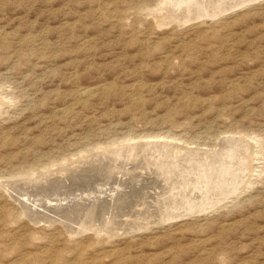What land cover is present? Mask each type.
Listing matches in <instances>:
<instances>
[{"label":"rangeland","instance_id":"obj_1","mask_svg":"<svg viewBox=\"0 0 264 264\" xmlns=\"http://www.w3.org/2000/svg\"><path fill=\"white\" fill-rule=\"evenodd\" d=\"M192 2L0 0V264H264V0Z\"/></svg>","mask_w":264,"mask_h":264},{"label":"bare ground","instance_id":"obj_2","mask_svg":"<svg viewBox=\"0 0 264 264\" xmlns=\"http://www.w3.org/2000/svg\"><path fill=\"white\" fill-rule=\"evenodd\" d=\"M193 1V0H192ZM200 2H202V0H199ZM209 1H216V0H209ZM217 1H219V5H226L224 2H222L223 0H217ZM232 1V0H231ZM240 1H242V2H240ZM240 1H235V3H231V5H230V7H226V6H223L222 8H216L214 11H212V12H210V11H208L206 14L204 13V11L202 12L201 10H200V8H199V5H197V4H195L196 2H192V3H190V5L189 6H187V7H189V9H187V11L185 12H183V20L184 21H179V23L181 22V23H184V22H187V21H189V20H191V18L192 17H194L195 18V16H197V15H199V14H202V16H209L210 17V15L209 14H211V17H214L215 15H218V14H222L223 12H225V11H227L228 10V8H229V10L231 9V8H233V7H239V6H242V5H244V4H246L247 2H251V1H254V0H240ZM184 2H186V1H184ZM188 2V1H187ZM180 4V3H179ZM230 4V3H229ZM186 5V4H185ZM180 6V5H179ZM165 7H169V6H165ZM243 7V6H242ZM164 8V7H163ZM235 9V8H234ZM162 10H164V9H162ZM199 10H200V12H199ZM168 12V11H167ZM177 14V13H176ZM178 15V14H177ZM176 15V17L177 18H179L178 16ZM200 17H201V15H200ZM193 19V18H192ZM207 19H209V18H207ZM167 23V22H166ZM161 140V139H160ZM227 140V139H226ZM229 140V139H228ZM235 139H233V141H234ZM230 141V140H229ZM155 142V141H154ZM157 142V141H156ZM239 142V141H238ZM145 143V142H144ZM165 143V144H164ZM231 143V142H230ZM133 144V143H132ZM136 144V143H135ZM143 144V143H142ZM141 143H140V146L142 145ZM148 145H149V147L150 146H156V145H158V144H160V145H162V146H164V145H167L166 144V142H160V143H151V141H150V143L148 142L147 143ZM127 145H130V144H127ZM145 145V144H144ZM172 145V144H171ZM229 145V144H228ZM125 146V145H124ZM137 146H138V144H137ZM233 146V145H232ZM133 147V146H132ZM142 147V146H141ZM161 147V146H160ZM168 147V146H167ZM174 147H176V146H174ZM152 148H154V147H152ZM226 148H228V147H226ZM236 148V147H235ZM239 148V147H238ZM243 148V147H242ZM135 149V148H134ZM159 149V148H158ZM183 149V148H182ZM133 150V149H132ZM164 150V149H163ZM167 150H171V149H167ZM183 150H185V149H183ZM164 151H166V150H164ZM172 151V150H171ZM186 151V150H185ZM204 151V150H203ZM237 151V150H236ZM128 152V151H127ZM148 152V151H147ZM167 152V151H166ZM177 152V151H176ZM175 152V153H176ZM202 152V151H201ZM200 152V153H201ZM212 152V151H211ZM218 152V151H217ZM226 152V151H225ZM149 153V152H148ZM147 153V154H148ZM164 153V152H163ZM168 153H169V151H168ZM181 153V152H180ZM195 153V152H194ZM199 153V152H198ZM209 152H207V154H208ZM213 153V152H212ZM216 153V152H215ZM214 153V155H216ZM236 153V152H235ZM179 154V153H178ZM204 154V153H203ZM203 154H200V156L201 155H203ZM156 155V154H155ZM154 154L152 155V156H155ZM175 155V154H174ZM176 155H177V153H176ZM210 155V154H209ZM212 155V154H211ZM238 155H240V154H238ZM127 156V155H126ZM208 155H206V157H207ZM177 157V156H176ZM184 157V156H183ZM203 157H205V155H203ZM211 157V156H210ZM217 157V156H216ZM126 158V157H125ZM169 158H171V157H169ZM180 158H181V156H180ZM180 158H179V161H180ZM202 158V157H201ZM158 159V158H157ZM156 159V160H157ZM172 159V158H171ZM205 159V158H204ZM213 159V158H212ZM150 160V159H149ZM182 160V159H181ZM206 160V159H205ZM217 160V159H216ZM216 160H214V161H216ZM230 160V159H229ZM176 161L178 162V160L176 159ZM175 161V162H176ZM204 161V160H203ZM232 161V160H231ZM174 162V161H173ZM181 162V161H180ZM185 162V161H184ZM194 162H196V160L194 161ZM193 162V163H194ZM210 162V161H209ZM208 162V163H209ZM191 163V162H190ZM205 163V162H204ZM207 163V164H208ZM217 163V162H216ZM226 164V163H225ZM228 164H229V162H228ZM232 165V164H231ZM237 165V164H236ZM228 166V165H227ZM230 166V165H229ZM196 167V166H195ZM240 167V166H239ZM238 167V168H239ZM200 168V167H199ZM199 168H197V169H199ZM219 168V167H218ZM214 168H212V170H213ZM227 169V168H226ZM230 169V168H229ZM240 169V168H239ZM200 170V169H199ZM201 170H202V168H201ZM221 170V169H220ZM225 170V169H224ZM221 171H223V170H221ZM232 171V170H231ZM200 172H203V171H200ZM226 172H228V171H226ZM236 172H237V170H236ZM199 173V172H198ZM205 173H207V172H205ZM212 173V172H211ZM213 173H215L216 174V171L215 172H213ZM230 173V172H229ZM201 174V173H200ZM204 174V173H203ZM231 175H232V173H230ZM207 175V174H206ZM212 175V174H211ZM217 175V174H216ZM227 175V174H226ZM226 175H224V177L226 176ZM236 175V174H235ZM197 176V175H196ZM205 176V175H204ZM221 177H223V175H220ZM241 176V175H240ZM214 177V176H213ZM230 176H228L227 178H229ZM208 178V177H207ZM210 178V177H209ZM226 178V179H227ZM205 179V178H204ZM214 179V178H213ZM225 179V178H224ZM224 179H222V180H224ZM236 179H237V177H236ZM199 180V179H198ZM215 182H216V180H215ZM229 182V181H228ZM204 183V182H203ZM240 184V183H239ZM238 184V185H239ZM202 185V184H201ZM217 185V184H216ZM196 186H197V184H196ZM208 186V185H207ZM206 186V187H207ZM211 186H212V184H211ZM185 187V186H184ZM188 187V186H187ZM191 187V186H190ZM198 187H199V185H198ZM219 187V186H218ZM230 187V186H229ZM237 187V186H236ZM193 188V187H192ZM210 188V187H209ZM220 188V187H219ZM224 188V187H223ZM228 188V187H227ZM185 189V188H184ZM194 189H196V188H194ZM239 189V188H238ZM215 190V189H214ZM224 190V189H223ZM195 191V190H194ZM199 191V190H198ZM201 191V190H200ZM225 191V190H224ZM232 191V190H231ZM202 192V191H201ZM212 192V191H211ZM214 192V191H213ZM223 192V191H222ZM230 192V191H229ZM187 193V192H186ZM207 193H209V192H207ZM225 193V192H224ZM182 194H184V193H182ZM192 194H194V193H192ZM203 194H206V193H203ZM223 194V193H222ZM228 194V193H227ZM233 194V193H232ZM195 195V194H194ZM190 196V195H189ZM191 197V196H190ZM201 197V196H200ZM195 198V197H194ZM198 198V197H197ZM211 198V197H210ZM223 198H224V196H223ZM193 199V198H192ZM219 199V198H218ZM195 200H197V199H195ZM202 200H203V198H202ZM201 200V201H202ZM186 201V200H185ZM215 201V200H214ZM220 201H222L221 199H220ZM177 203V202H176ZM192 203V202H191ZM207 203H209V202H207ZM167 204V203H166ZM192 205V204H191ZM202 205H204V204H202ZM202 205H201V208H202ZM187 206V205H186ZM198 206H200V203H199V205ZM190 207V206H189ZM188 206H187V209L189 208ZM207 207H209V205L207 206ZM159 208V207H158ZM191 208V207H190ZM169 209V208H168ZM174 209V208H173ZM178 209V208H177ZM181 209H183V208H181ZM151 210V209H150ZM171 210V209H170ZM196 210V209H195ZM199 210H200V208H199ZM163 211V210H162ZM189 211V210H188ZM188 211H186V212H178V213H176L177 211H175V218H173V219H179V218H182V217H184V216H190L189 214H192V213H194L193 211L192 212H188ZM163 212H165V211H163ZM156 214V213H155ZM163 214V213H162ZM174 214V213H173ZM157 216V215H156ZM163 217H165L164 215H162ZM167 217V216H166ZM161 218V217H160ZM172 219V220H173ZM162 220V219H161ZM171 220V221H172ZM168 221H170V220H168ZM158 224H159V221H158ZM82 226V225H81ZM86 228H88V227H86ZM90 228V227H89ZM85 229V228H84ZM93 229V228H92ZM91 229V230H92Z\"/></svg>","mask_w":264,"mask_h":264}]
</instances>
